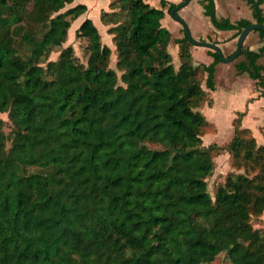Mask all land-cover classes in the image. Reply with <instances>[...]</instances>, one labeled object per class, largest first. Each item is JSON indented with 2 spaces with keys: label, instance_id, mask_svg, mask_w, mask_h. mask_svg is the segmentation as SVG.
Masks as SVG:
<instances>
[{
  "label": "trees",
  "instance_id": "1",
  "mask_svg": "<svg viewBox=\"0 0 264 264\" xmlns=\"http://www.w3.org/2000/svg\"><path fill=\"white\" fill-rule=\"evenodd\" d=\"M72 1L0 0V113L11 125L5 134L0 118V264H215L221 251L230 264H264V230L250 224L264 212V145L241 120L226 145L202 144L211 122L198 109L213 105L219 54L194 64L185 35L175 67L160 20L176 5L123 0L126 18L107 29L120 76L90 18L74 30L88 41L79 63L62 47L87 10L62 11ZM245 1L263 24L264 0ZM198 3L233 37L252 23ZM263 56L264 44L243 45L234 67L264 89ZM223 150L258 172L229 174L212 198L206 179Z\"/></svg>",
  "mask_w": 264,
  "mask_h": 264
},
{
  "label": "rangeland",
  "instance_id": "2",
  "mask_svg": "<svg viewBox=\"0 0 264 264\" xmlns=\"http://www.w3.org/2000/svg\"><path fill=\"white\" fill-rule=\"evenodd\" d=\"M103 1L104 0H74L69 5L72 6L74 4L82 3V2L83 3L85 2L87 4L88 3L96 4V6L92 8V10L90 11L91 14L89 18L92 19L91 16L96 17V24L100 32V35H101V41L103 44L108 45L110 49L113 51V53L110 55L109 66L116 71L118 76H120L121 70H119L116 67L117 58L114 53L115 46L112 41V35L108 33L107 29L115 25L116 23H118L119 20L122 21L126 18L124 11L119 10L123 7L124 2L123 0H109V4H107V6L104 5L105 8H102L99 13L97 12L98 10H96V8L98 5L103 3ZM165 2H166V7H167L169 6V4H174L173 2L180 4L182 0H165ZM66 8H68V6L63 8L62 11H64ZM200 9H201V6L198 3H196L195 0H193L188 6H185V10H190L196 16H200V15L203 16L202 12L199 11ZM110 10L111 11L119 10L120 12L118 14L116 13L117 15H111L110 13H103V12H111ZM164 11L166 12L167 15H164L162 17V19L160 20V24L170 32L171 37L173 38L184 37L185 32H184L182 25L179 23L177 25L176 21H174V19L170 16L169 10L164 8ZM96 12L99 13V15L95 16ZM178 15L183 18V16L185 15V12H183L182 9H180L178 11ZM170 24L177 26L178 29L175 30L172 26H170ZM76 28H77V21L73 22V24L71 25L68 31V37L66 41L62 44V47L71 45L74 49V56L76 58V61L79 63L86 64V58H87L86 46L88 44V41L85 38L75 37L74 30ZM201 31L202 32L206 31L205 24H203ZM193 38L198 41L212 42V40H210V37H204V35L201 37L193 36ZM197 49L200 50L199 48ZM167 50L172 56V60H173L175 67H177L179 64V57L177 54L176 45L172 41L168 45ZM203 50L205 51L207 50V53H208L209 52L208 50H211V49L205 48ZM60 51H61L60 48L54 49L48 55V60H56L58 58ZM241 58L242 57H238L237 59H234L233 62H230L229 64L233 65L234 67V63L240 60ZM194 61H196V59ZM258 62L262 64L264 67V56ZM42 63H43L42 65L45 64V62H42ZM229 64H227V66ZM219 77H220V72H219V75L217 74L216 81H214V83L216 82L218 86V91L216 93H219L220 91L219 97H221V99L218 102V107H220L221 110L218 111V109H214L212 105H208V104H204L198 109L206 117V119L211 122L210 129L207 130L202 135V144L204 146H207L212 143H216L220 146L226 145V143L229 142L233 136V129H234L233 123H235L237 120L238 121L242 120L243 116L246 115V123L244 124L241 123L240 125L248 129L246 131L248 136L250 135L254 136L258 144L264 145V134L262 133V128L264 127V115H263L264 112L259 114L257 112V109H255V111L254 110L251 111V114L247 116V108H248L247 103L250 101V98L247 99V97L245 96L248 95L249 93L248 84L246 83V81H244L243 83L233 82L231 84V88L227 89L228 90L227 91L223 89V87L225 86V83L222 77L220 78ZM256 88L258 89V86ZM206 90H207L208 95L212 96L211 91H209L208 89ZM223 93L225 95L222 96ZM232 96H235L234 97L235 100L231 98ZM231 105L234 108L232 109L233 111L229 113L227 112V110L229 109V106ZM0 118L4 120V126H3L4 133L9 134L11 125H10V122L8 121L6 113H0ZM9 145H10V138H7L6 148H8ZM213 160H214L213 172L206 179L207 180V191L212 198H214V194H215V191L218 185L222 184L229 174H245L251 177L255 173L258 172L257 169H250V167H244V165L242 164H241L242 166L237 165L236 162L233 160L232 156L230 155V153L225 150L216 152ZM34 169L35 168H29L30 171ZM250 224L252 225L254 229H258L261 231L264 230V212L257 213V214H251ZM214 263L215 264H230V260L227 258L225 252L221 251L216 256Z\"/></svg>",
  "mask_w": 264,
  "mask_h": 264
},
{
  "label": "crops",
  "instance_id": "3",
  "mask_svg": "<svg viewBox=\"0 0 264 264\" xmlns=\"http://www.w3.org/2000/svg\"><path fill=\"white\" fill-rule=\"evenodd\" d=\"M192 1L193 0H189V3L185 6H188ZM195 1H196V3H198V0H195ZM147 2L153 7H160L161 6L160 5L161 0H147ZM173 3L175 4L176 2H173ZM214 3H215L216 16L218 18H228L231 22H235L241 18H245V19H248L249 21H251L252 23H255V20L253 18V14H252V10L249 7V5L246 3L245 0H214ZM83 4L86 5L87 10L83 15H81L80 17H78L75 20V21H77V27L80 25V23L85 18H89L90 14H91L90 11L92 10V8H94L96 6V4H93V3L87 4L84 2ZM107 4H109V0H104L103 3H101L100 5L97 6V8H96V10H98L97 12L100 13V10L102 8H105L104 5L107 6ZM177 4L178 3H176L175 5H177ZM74 5H76V4H74ZM74 5H72V6H74ZM67 6L71 7L69 4H67ZM185 6L183 8H181L182 11L185 12V15L183 16V18L186 21L190 31L192 32V35L197 36V37H201L203 35H204V37H210V40H212V42H216L215 44H217L221 48L223 54L226 57L229 56L236 48V43H237L236 38L237 37H233L234 34L236 33V31L235 30H219V29H216L211 24L209 18L203 14L202 7L199 11L202 12L203 16H201V15L196 16L190 10H185ZM260 7H261L263 15H264V1L260 5ZM97 12H96L95 16L99 15V13H97ZM164 15H167L166 12ZM91 17H92L93 23L97 26L96 17H93V16H91ZM208 21L210 22V24ZM176 23L178 25V22H176ZM203 24L206 25V31H204V32L201 31ZM170 26H172L175 30L178 29L177 26H174L172 24H170ZM176 38H179V37H175V38L171 37V41L174 43V40ZM170 42H169V44H170ZM263 44H264V39L261 38L260 34L254 30L251 31L247 35L245 42H244V45L248 46L249 49H251V50H258ZM176 48H177V45H176ZM197 48H199L200 50H198ZM203 49H205V47L196 46V45L191 46L190 51H191V55H192V61L194 64H199V63L209 64L213 61V58L209 55V53H207V50L205 51ZM194 58L196 59V61H194L195 60ZM240 60H242V58ZM240 60H238V61H240ZM227 64H229V63L220 62L215 66L214 81H216V76H217V74L219 75V72H220V77H222V79L225 83V86L223 87L224 90L230 89L231 84L233 82L243 83L244 81H246V83L248 84L249 93L245 97H247V99L250 98V101L247 103V106H248L247 116H249L251 114V111H253V110L255 111V109H257V112L259 114L264 112V89L261 87H258V89H257L255 81L250 79L246 73H238L236 70H234L235 67H233V65L229 64L227 66ZM238 79H240V80H238ZM217 91H218V86H217V83L215 82V89L213 91H211V94H212L211 97L213 99L212 107L214 109H218V111H220L221 108L218 107V102L220 101L221 97H219L220 91H219V93H216ZM226 94H227V92H226ZM223 95H225V94L223 93L222 96ZM234 97L235 96H232L231 98H233L235 100ZM238 98H240V97H238ZM233 108L234 107L232 105L229 106V109L227 110V112L231 113V111H233L232 110ZM241 123L242 124L246 123V115L243 116Z\"/></svg>",
  "mask_w": 264,
  "mask_h": 264
},
{
  "label": "water",
  "instance_id": "4",
  "mask_svg": "<svg viewBox=\"0 0 264 264\" xmlns=\"http://www.w3.org/2000/svg\"><path fill=\"white\" fill-rule=\"evenodd\" d=\"M188 3H189V0H182L180 4H177L176 6H174L173 8L169 10L170 16L176 22L180 23L183 26L186 37L193 45L205 47V48L216 51L220 56L221 62L230 63L239 56L241 52V48L244 45L245 39L251 31L253 30H263L264 31V23L263 24L251 23L248 26H246L244 29L241 30L240 34L237 37V43H236L235 50L229 56L226 57L223 54L221 48L217 44L213 42L198 41L193 38L187 23L182 17L178 15V11L181 8H183L185 5H187Z\"/></svg>",
  "mask_w": 264,
  "mask_h": 264
}]
</instances>
